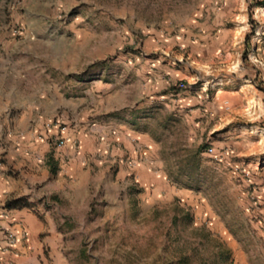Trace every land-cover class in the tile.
Segmentation results:
<instances>
[{
	"label": "rangeland",
	"instance_id": "374dc122",
	"mask_svg": "<svg viewBox=\"0 0 264 264\" xmlns=\"http://www.w3.org/2000/svg\"><path fill=\"white\" fill-rule=\"evenodd\" d=\"M213 3L0 0V52L7 64L0 77L6 117L0 148L14 141L20 144L14 149L24 141L45 144L37 164L61 175V193L46 196L49 203L40 202V211L55 215L61 236L54 242L68 264H264V112L238 105L204 118L195 100L183 108L177 103L200 93L199 72L190 73L199 80H177L168 92L154 94L144 88L147 73L137 66L147 41L177 37L182 43L173 51L180 52L188 49L183 42L198 45ZM256 9L247 7L251 23L232 48L241 60L235 73L253 80L264 105V81L254 60L264 24L255 20ZM179 82L184 88L174 91ZM116 98L119 110L105 114ZM103 123L115 128L113 136L120 130L115 125L136 132L130 141L134 157L116 151L104 162L100 138L94 154L85 156L86 138ZM61 134L64 146L49 148L47 138ZM208 147L229 157L215 162ZM72 169L90 183L78 197L68 188ZM48 252L42 253L45 261Z\"/></svg>",
	"mask_w": 264,
	"mask_h": 264
},
{
	"label": "crops",
	"instance_id": "0c3cea01",
	"mask_svg": "<svg viewBox=\"0 0 264 264\" xmlns=\"http://www.w3.org/2000/svg\"><path fill=\"white\" fill-rule=\"evenodd\" d=\"M218 1L220 4L217 3ZM247 2L248 0H214L213 7L207 8V20L202 23V34L198 37L199 44L183 42L188 46L185 52L173 51L174 46H180L182 43L176 39L177 37L157 40V42H145L146 51L143 56L140 54L142 57L138 58L139 64L137 65L144 73H147L144 88L148 87L154 94L166 93L170 85L177 80L194 78L190 76V73L195 70L199 72L198 78L202 82L201 91L197 97H183L177 100L179 108L195 100L200 107H203L202 116L206 118L209 112L210 116L214 117L238 105L244 108L248 105L249 111L253 108L254 112L262 116L263 99L254 87L253 80L241 79L235 73L241 60L238 55L234 54L232 45L239 41L238 38H241L239 34L247 30L249 20ZM254 18H257L255 20L263 25L264 8H257ZM260 33L261 35L255 39L257 45L254 60L260 66L257 65L260 72L258 78L264 81V31L260 30ZM6 65L0 52V72H3L0 77L5 75ZM197 69L199 71H196ZM198 78L194 79L199 80ZM209 88L212 90L210 102L207 101L208 94L206 93ZM0 97H5L2 83H0ZM103 97L109 100L110 96L104 93ZM241 98L243 101L238 103ZM119 101L117 98L113 100L110 108L104 109L105 114L119 110L121 107ZM5 118L4 112L0 110V124L6 122ZM115 126L120 130L115 131L114 136L111 134L115 128L103 123L96 128L97 134L86 138L88 141L85 149L86 157L95 152L94 146L99 138L101 140L98 146L99 154L103 155L104 162L110 163V158L115 155L116 151L120 156L128 157V159L134 157V148L130 141L136 139V132L126 125ZM105 143L107 147H104ZM16 145L20 144L14 141L0 148V153H5L0 162V229L12 231L17 236V244L9 251H3L2 244H0V264H68L66 258L57 253L60 251L58 249H61V244L54 242L61 236L54 220L55 215H51L49 211H40L39 204L40 202L49 203V198L46 196L61 193L60 183L57 181L61 175L54 177L44 167L37 164L41 160L40 157L43 158L47 151L42 140H34L33 143L24 141L20 148L14 149ZM54 158L57 160V156ZM59 160L62 161L61 158ZM70 166L72 167V164ZM68 173L72 177L68 185L71 195L81 196V191L89 189L90 183H83L79 180L73 169L68 170ZM113 187H118V183L116 182ZM262 197L264 204V193ZM80 200L82 202L83 198ZM12 201H19L23 206L20 208L6 207ZM45 234H49L51 238L40 239ZM47 249L50 261H45L42 255Z\"/></svg>",
	"mask_w": 264,
	"mask_h": 264
},
{
	"label": "built area",
	"instance_id": "2783aa9c",
	"mask_svg": "<svg viewBox=\"0 0 264 264\" xmlns=\"http://www.w3.org/2000/svg\"><path fill=\"white\" fill-rule=\"evenodd\" d=\"M174 91H180L182 88H184V85L179 82L176 85H173ZM65 128H61L60 132H64ZM47 144L48 147L56 150L59 148H62L65 144V139L63 138L62 134L59 137H48L47 138ZM206 154L208 156H210L215 162H223L225 160H227V158L229 157V153L228 151H221V152H217L215 149H213L212 147H208L205 150ZM233 172L242 175V177H247L248 173L244 170H242L239 167H234L233 168ZM250 200L252 201V203L255 205L256 204V199L255 196L252 194L250 197ZM0 244H2V250L3 251H9L11 249L14 248V246L17 244V236L9 230H5V229H0Z\"/></svg>",
	"mask_w": 264,
	"mask_h": 264
},
{
	"label": "trees",
	"instance_id": "16d2710c",
	"mask_svg": "<svg viewBox=\"0 0 264 264\" xmlns=\"http://www.w3.org/2000/svg\"><path fill=\"white\" fill-rule=\"evenodd\" d=\"M264 8V0L261 1H251L250 5L248 6V11H251L252 8ZM249 22L251 23V15L249 14ZM253 30V27L252 29ZM253 32V31H252ZM252 32L250 34H247L244 38L245 44H247L250 40V37L252 36ZM257 90H259L257 87H255ZM23 205L19 203V201H12L9 202L6 207L8 208H17V207H22Z\"/></svg>",
	"mask_w": 264,
	"mask_h": 264
}]
</instances>
